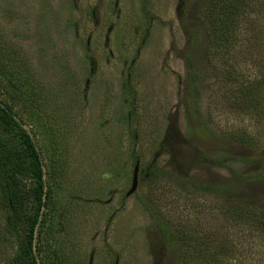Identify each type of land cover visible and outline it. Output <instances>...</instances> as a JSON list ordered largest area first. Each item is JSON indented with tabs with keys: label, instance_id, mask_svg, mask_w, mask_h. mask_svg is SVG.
Listing matches in <instances>:
<instances>
[{
	"label": "rangeland",
	"instance_id": "rangeland-1",
	"mask_svg": "<svg viewBox=\"0 0 264 264\" xmlns=\"http://www.w3.org/2000/svg\"><path fill=\"white\" fill-rule=\"evenodd\" d=\"M205 1L0 0V100L37 145L49 191L34 234L38 264H88L91 256L92 264H175L185 249L177 230L224 240L238 251L227 264L261 260L258 238L220 215L223 195L196 187L234 184L229 201L264 203V182L237 176L264 157V90L257 114H238L212 101V80L199 77L196 111L188 104L186 58L200 74L208 66ZM240 130L257 149L226 138ZM0 139L22 148L16 128L0 130ZM222 154L239 161L209 164ZM153 161L159 178L141 180ZM136 165L137 191L126 197ZM17 178L31 215L35 180ZM157 219L175 236L172 245ZM18 240H2L0 264ZM186 257L205 264L202 255Z\"/></svg>",
	"mask_w": 264,
	"mask_h": 264
},
{
	"label": "trees",
	"instance_id": "trees-1",
	"mask_svg": "<svg viewBox=\"0 0 264 264\" xmlns=\"http://www.w3.org/2000/svg\"><path fill=\"white\" fill-rule=\"evenodd\" d=\"M263 18L264 0L205 1L199 13V20L205 28L208 55L206 75L200 74L190 57L185 60L189 73V89L193 94L192 98L188 99V104L192 105L194 111H196L199 101V92L196 89L197 83L202 80L199 77H206L212 80L213 97H217L212 101H222L228 105V109L237 111L238 114L239 110L241 113L247 114L258 113L254 110H256L257 104H260V100L263 98L261 91L264 90V63L262 60L264 24L263 27L258 24V28L256 21ZM14 128H16L21 143L20 150L9 149L7 143L0 139V214L4 211V216L0 215V219L3 218L2 222L0 221V243L4 239L8 240L11 235L19 238L15 254L7 262L5 261V264H38L36 253L39 252L37 237L40 232L37 231V225L43 223L42 209L47 206L49 201V191H43L45 184L44 162L33 138L17 120L12 108L0 100V130L4 134H9ZM226 138L239 142L249 149L255 150L258 146V140L243 130L229 133ZM235 161L239 160L222 154L209 161V164L224 167V163ZM257 162L259 169L237 174V176L248 183L264 182V157L258 159ZM157 171L156 162H150L145 168L141 180L150 182L157 180L159 178ZM24 173L30 174L35 180V186L31 190L35 202L31 207L33 210L31 215H26L24 212L26 197L17 178ZM196 187L206 193L223 195L227 206L220 209V215L227 216L233 223L249 229L251 237L258 238V245L256 244L255 247L258 253L263 252V256H259L261 260L258 261V264H264V203L229 201L227 196L230 193H235L236 188L232 189L234 184L221 188L205 185ZM148 208L149 206L146 205L147 213L149 212ZM157 220V226L166 243L168 246L172 245L175 236L166 226L160 224L161 219ZM223 228L221 227L220 230L223 231ZM218 231L214 232L218 233ZM35 232L38 233L37 237H34ZM177 233L181 235L180 239L185 249L182 255L176 258L175 264H188L186 256L192 253L196 258L199 255L204 256L205 264H227V261H231L237 256L238 251L232 250L233 247L224 240L213 239L214 241L206 243L205 240L210 239L209 235L196 237L195 231L183 233V231L177 230ZM227 233L226 231L225 234ZM196 238L199 241L202 240L201 244Z\"/></svg>",
	"mask_w": 264,
	"mask_h": 264
},
{
	"label": "water",
	"instance_id": "water-1",
	"mask_svg": "<svg viewBox=\"0 0 264 264\" xmlns=\"http://www.w3.org/2000/svg\"><path fill=\"white\" fill-rule=\"evenodd\" d=\"M137 175H138V165L134 166L133 175H132V181H131V186H130L129 191L126 193V196L127 197H129L130 195H132L137 190V185H138V183H137ZM43 197L45 198V195ZM88 264H92V256H91Z\"/></svg>",
	"mask_w": 264,
	"mask_h": 264
},
{
	"label": "flooded vegetation",
	"instance_id": "flooded-vegetation-1",
	"mask_svg": "<svg viewBox=\"0 0 264 264\" xmlns=\"http://www.w3.org/2000/svg\"><path fill=\"white\" fill-rule=\"evenodd\" d=\"M137 176H138V175H137ZM137 183H138V179H137ZM137 187H138V185H137ZM136 191H137V190H136ZM136 191H135V192H136ZM135 192H134V193H135ZM134 193H133V194H134ZM126 197H127V196H126Z\"/></svg>",
	"mask_w": 264,
	"mask_h": 264
}]
</instances>
